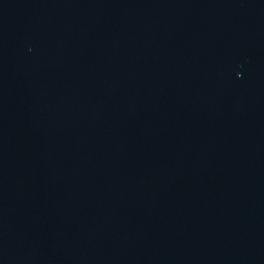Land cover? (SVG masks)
<instances>
[{
    "label": "water",
    "instance_id": "95a60500",
    "mask_svg": "<svg viewBox=\"0 0 264 264\" xmlns=\"http://www.w3.org/2000/svg\"><path fill=\"white\" fill-rule=\"evenodd\" d=\"M0 264H264V0H0Z\"/></svg>",
    "mask_w": 264,
    "mask_h": 264
}]
</instances>
